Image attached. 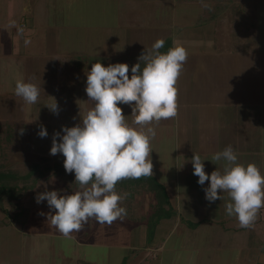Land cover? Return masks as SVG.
Instances as JSON below:
<instances>
[{
  "label": "crops",
  "instance_id": "1",
  "mask_svg": "<svg viewBox=\"0 0 264 264\" xmlns=\"http://www.w3.org/2000/svg\"><path fill=\"white\" fill-rule=\"evenodd\" d=\"M72 1L70 10L69 5L61 6L58 0H51L46 9L47 25L29 33L30 43L25 49L31 66L42 60L44 75L53 72L52 84L46 86L44 93L46 113L52 111L45 105L56 100L58 113L65 109L73 115V126L92 107L85 87L86 72L93 63L100 61L107 66L126 62L131 68L144 49L150 48L158 38L165 39L161 52L177 45L188 52L176 84L177 115L151 125L156 129L155 137L150 140L152 176L166 187L176 213L162 219L152 235L146 223L131 225L123 218L121 222L116 219L106 224L109 229L100 234L95 232L92 242H83L76 235V244L130 250L124 256L126 264H130L129 259H138L137 264H192L191 256L183 263L180 261L181 251L186 249L184 242L193 227L190 223L204 225L206 221L215 224L223 221L222 225L230 223L226 228L233 245L230 249L238 255L233 264H244L242 260L247 251L241 243L251 240L247 233L256 225L257 218L250 227L236 223L237 218L225 211L227 193H222L221 200L207 201L203 189L209 182L205 181L203 186L197 183L191 157L193 153L199 154L205 160V171L210 174L217 167L223 169V161H211L213 154L231 145L237 152V163H255L264 174V42L257 35V12L245 10L237 16L220 6L224 3L221 0ZM90 17L94 22L89 21ZM2 40L3 31L0 50L4 48ZM13 62L15 73L19 77L24 75L22 61ZM30 81L37 84L32 78ZM0 91L4 90L0 88ZM120 106L131 124V108ZM50 134L48 140L52 144ZM44 206L48 207L46 203ZM173 238L181 244H175ZM71 255H62L68 264L70 261L91 263L84 256L78 257V253ZM13 258V264L21 263L19 257ZM44 258L50 263L53 259H48V252H44ZM33 260L37 264V256Z\"/></svg>",
  "mask_w": 264,
  "mask_h": 264
},
{
  "label": "clouds",
  "instance_id": "2",
  "mask_svg": "<svg viewBox=\"0 0 264 264\" xmlns=\"http://www.w3.org/2000/svg\"><path fill=\"white\" fill-rule=\"evenodd\" d=\"M23 31V27L18 28L19 33ZM29 43L30 40H24L25 45ZM164 45V38L156 39L131 68L126 62L107 66L100 61L93 63L86 72L85 87L92 107L80 123L62 126L63 134L53 133L50 154L61 153L65 157V171L74 172L80 190L71 194L45 190L35 199L38 204L47 201L49 212L41 211L40 215H45L64 236L81 231L89 218L94 217L101 224L122 219L127 210L120 202L127 193L116 191L117 182L153 175L150 140L155 137L156 129L151 125L177 115L176 84L188 57L183 46L161 52ZM15 94L34 104L39 99L40 87L30 81H17ZM120 105L131 108V124ZM45 106L54 113L59 111L56 100ZM145 125H148L146 130ZM23 131L21 128V134ZM37 134L46 137L48 132L41 125ZM204 161L193 153L191 164L193 174L198 176L197 183L203 186L205 181L209 182L203 189L205 199L214 202L227 193V215L235 216L241 227L252 226L264 207V174L255 163H237L238 155L231 145L213 154L212 162L223 161L222 170L217 167L209 174Z\"/></svg>",
  "mask_w": 264,
  "mask_h": 264
},
{
  "label": "rangeland",
  "instance_id": "3",
  "mask_svg": "<svg viewBox=\"0 0 264 264\" xmlns=\"http://www.w3.org/2000/svg\"><path fill=\"white\" fill-rule=\"evenodd\" d=\"M66 1L58 0V4L69 5L71 10L73 1ZM221 1L224 3L222 2L220 6L228 12H234L237 16L245 10L256 11L257 35L260 34L264 42V0ZM50 2L51 0H0V34L1 31L4 32V40H2L4 48L0 50V77L2 79L0 88L4 90L0 91V169L14 173L16 176L12 177L11 181L16 183L18 188L22 187L13 196L5 194V198L0 202V264H13V257L17 259L19 257L20 264H36L33 260L36 256L37 264H68V259L62 255L72 256L71 254L74 253H78V257L84 256L91 260V263L84 262L83 264H93V261L96 264H122L126 252L130 250L111 249L90 243L88 245L87 243L76 244V235L82 238L83 242L87 240L92 242L95 232L100 234L109 229L110 226L106 225L108 223H97L94 217L89 218L81 231L73 232L66 237L47 221L45 215H40L41 211L49 212V208L44 206L47 201L38 204L35 199L38 193L45 190H61L62 194L80 190L78 182H75L74 172L65 171L63 166L65 157L61 153L50 154L52 144L48 140L50 133L51 136L55 131H61L63 134L62 126L72 127L73 115L63 108L60 113H46L44 93L52 84L53 72L49 71L44 75L45 64L42 60L31 66L29 60L27 61L28 51L24 44V40L30 37L29 33L33 29L38 27L43 29L44 25H47L49 18L46 9ZM68 15L71 13L66 14L67 17ZM89 19L90 22H94L93 17ZM33 25L36 27L33 28ZM19 27L24 29L22 34L18 32ZM231 30L230 25L229 31ZM42 33L43 31L40 36ZM16 59L25 65L24 68L22 67L21 73L23 72L24 75L21 77L12 67ZM30 78L37 81L35 84L40 87L39 99L34 104L26 103L22 97L15 94L16 82H28ZM41 125L47 129L46 137H40L37 134ZM21 128L24 129L23 134L20 132ZM128 198L120 202L121 206L127 210V215L122 219L130 221L131 225L146 223L148 229L149 220L152 219L151 215L156 206L155 195L141 192L136 197L138 202L135 200L127 203L130 200ZM261 217L264 219V207L257 214L256 225L252 226L247 233L251 240L241 243L247 251V255L242 260L244 264H264V220ZM117 220L121 222V218ZM3 222L7 224L4 225ZM186 222L189 225V222ZM206 222L204 225L190 223L193 227L189 229L191 234L187 235L188 240L184 242L186 249L181 251L180 261L183 263L188 256H191L194 258L192 264L194 262L200 264L235 263L238 255L230 249L233 245L230 243L229 231H226L230 223L226 222L227 224L222 225L223 221L219 224ZM173 239L175 244H181L179 239ZM248 242H250L249 247H246L245 244ZM195 249L200 251L199 254ZM44 252L46 254L48 252V259L53 257L51 263L50 260L48 262L45 260ZM137 260L129 259V262L137 264ZM73 262L77 264L75 261H70L69 264Z\"/></svg>",
  "mask_w": 264,
  "mask_h": 264
},
{
  "label": "trees",
  "instance_id": "4",
  "mask_svg": "<svg viewBox=\"0 0 264 264\" xmlns=\"http://www.w3.org/2000/svg\"><path fill=\"white\" fill-rule=\"evenodd\" d=\"M49 169L51 168L49 167ZM15 176L16 175L10 170L0 169V202L5 198V194L13 196L18 189L22 188H18L16 183L11 181L12 177ZM116 191L120 193H127V197L130 199L127 203L135 201L137 195L141 192H147L155 195L157 200L156 206L153 210V215H151L152 219L149 220L150 223L148 225V232L151 235L157 224L162 219L169 218L176 213L169 200L166 187L153 176H142L139 179L124 178L117 182ZM3 224L6 225L7 222H3ZM122 264H126V262L124 261Z\"/></svg>",
  "mask_w": 264,
  "mask_h": 264
}]
</instances>
